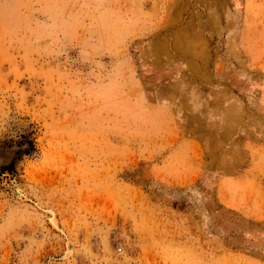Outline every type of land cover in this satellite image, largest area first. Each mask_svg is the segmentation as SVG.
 <instances>
[{"label":"rangeland","instance_id":"rangeland-1","mask_svg":"<svg viewBox=\"0 0 264 264\" xmlns=\"http://www.w3.org/2000/svg\"><path fill=\"white\" fill-rule=\"evenodd\" d=\"M11 162L0 264H264V0H0Z\"/></svg>","mask_w":264,"mask_h":264},{"label":"trees","instance_id":"trees-1","mask_svg":"<svg viewBox=\"0 0 264 264\" xmlns=\"http://www.w3.org/2000/svg\"><path fill=\"white\" fill-rule=\"evenodd\" d=\"M27 145L30 147L29 149L24 151V154L29 155L31 151H34L33 149V144L31 142H27ZM14 167V162H11L8 166L2 167L0 169V173L4 174L7 173L9 171H11Z\"/></svg>","mask_w":264,"mask_h":264}]
</instances>
